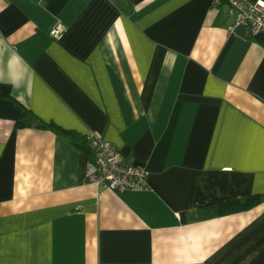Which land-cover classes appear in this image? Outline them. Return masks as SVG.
Instances as JSON below:
<instances>
[{
	"label": "crops",
	"instance_id": "obj_1",
	"mask_svg": "<svg viewBox=\"0 0 264 264\" xmlns=\"http://www.w3.org/2000/svg\"><path fill=\"white\" fill-rule=\"evenodd\" d=\"M234 22L225 0H0V264H264V44ZM23 107L149 188L88 182Z\"/></svg>",
	"mask_w": 264,
	"mask_h": 264
},
{
	"label": "built area",
	"instance_id": "obj_2",
	"mask_svg": "<svg viewBox=\"0 0 264 264\" xmlns=\"http://www.w3.org/2000/svg\"><path fill=\"white\" fill-rule=\"evenodd\" d=\"M229 13L235 16L234 24L247 26L251 35L264 36V2L225 0ZM217 4L222 0H216ZM59 28L52 29L51 35H58ZM92 152L86 167L88 182L111 188L115 191L148 189V171L144 166L124 163L119 151L99 133H91Z\"/></svg>",
	"mask_w": 264,
	"mask_h": 264
},
{
	"label": "trees",
	"instance_id": "obj_3",
	"mask_svg": "<svg viewBox=\"0 0 264 264\" xmlns=\"http://www.w3.org/2000/svg\"><path fill=\"white\" fill-rule=\"evenodd\" d=\"M256 37L264 44V36L259 34ZM16 126H34L41 129H50L58 134H61L63 137L67 138L74 144H81V146L86 150L87 155L90 158L92 152V147L90 143V138L86 135H83L75 130L64 129L53 121H44L35 115L31 110L23 107L19 116L15 121Z\"/></svg>",
	"mask_w": 264,
	"mask_h": 264
}]
</instances>
